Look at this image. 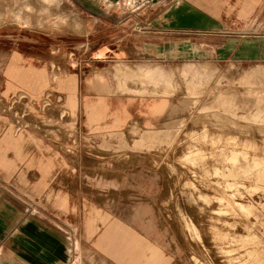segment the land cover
I'll return each mask as SVG.
<instances>
[{"label":"rangeland","instance_id":"rangeland-1","mask_svg":"<svg viewBox=\"0 0 264 264\" xmlns=\"http://www.w3.org/2000/svg\"><path fill=\"white\" fill-rule=\"evenodd\" d=\"M135 1L0 0L2 85L39 104L51 96L43 108L30 106L40 127L18 129L35 139L24 152L50 154V189L74 202L62 213L79 217L80 182L94 201L82 206L88 235L77 236L85 250L78 261L120 264L99 244L118 218L154 243L166 264H264V62L155 55L131 27ZM16 53L25 65L45 69L48 84L38 94L9 85ZM117 62L160 65L167 74L128 77L117 68L126 85L146 92H107L111 109L124 103L131 118L110 135L88 122L83 102L99 97L103 78L116 88ZM190 62L197 66L181 69ZM67 73L79 81L76 111L59 86ZM163 99L166 108L152 112ZM133 123L157 131L155 146L134 145L139 133L130 131ZM40 200L59 208L46 195Z\"/></svg>","mask_w":264,"mask_h":264},{"label":"crops","instance_id":"crops-1","mask_svg":"<svg viewBox=\"0 0 264 264\" xmlns=\"http://www.w3.org/2000/svg\"><path fill=\"white\" fill-rule=\"evenodd\" d=\"M130 13L134 14L131 27L138 30L143 39L141 46L155 55L205 56L240 64L264 62V0H136ZM193 66L197 64L190 62L181 69ZM118 67L127 70L128 77L147 76V72H155L156 77L167 74V69L160 65L132 66L125 62L113 65L116 88L111 89L103 78L99 97L83 102L88 122L105 129L110 135L127 126L131 118L124 103L111 109L112 100L107 92H146L144 86L131 87L130 82L126 85L120 80L116 74ZM8 76L13 89L23 88L34 94L48 84L45 69L25 65L18 53L9 62ZM2 82L0 75V264H88L78 261L79 254L85 250L82 244L77 243L78 235H88L83 224L82 207L86 204L84 201H88L84 194L87 189L80 182V193L75 203L79 205V217H74L71 212H61L74 202L72 199L69 201L66 194L50 189L49 174L53 172V165L52 160L45 158L50 154L42 156L41 152H24L25 143L34 137L24 132L16 133L5 119H10L15 125L13 113L4 111L12 93L6 92ZM59 86L67 93V105L76 111L79 90L77 74L69 73L60 78ZM166 106L167 99H163L153 104L151 111L161 112ZM33 115L30 114L25 123L28 129L37 130L42 120L38 115ZM108 118H112V121L102 125L101 122ZM129 129L134 134L139 133L134 141L135 146L150 148L158 141V133L153 129L140 130L135 123ZM41 156L45 159L39 160ZM37 166L41 168V175L36 170ZM40 195H46L60 209L42 203ZM88 202L94 203L92 200ZM106 219L109 217L105 215ZM88 222L92 224L91 216ZM99 244L120 264L167 262L154 243L118 218L110 220Z\"/></svg>","mask_w":264,"mask_h":264},{"label":"built area","instance_id":"built-area-1","mask_svg":"<svg viewBox=\"0 0 264 264\" xmlns=\"http://www.w3.org/2000/svg\"><path fill=\"white\" fill-rule=\"evenodd\" d=\"M51 96L47 94L43 99V103L39 104L34 100H30L28 95L25 93L17 92L15 95H11L8 98V102L4 107V111L12 112L14 116V122L17 129L26 128L27 116H30L32 112L30 111V106L36 105L39 108H43L50 104Z\"/></svg>","mask_w":264,"mask_h":264},{"label":"bare ground","instance_id":"bare-ground-1","mask_svg":"<svg viewBox=\"0 0 264 264\" xmlns=\"http://www.w3.org/2000/svg\"><path fill=\"white\" fill-rule=\"evenodd\" d=\"M68 74H69V73L65 74L64 76H66V75H68ZM64 76H63V77H64ZM61 78H62V77H61ZM14 129H15V128H14ZM15 132H16V133H21V132H23V131H19L18 129H15Z\"/></svg>","mask_w":264,"mask_h":264}]
</instances>
